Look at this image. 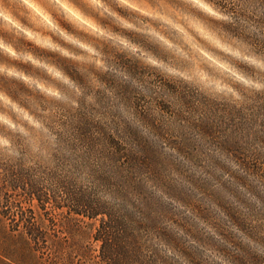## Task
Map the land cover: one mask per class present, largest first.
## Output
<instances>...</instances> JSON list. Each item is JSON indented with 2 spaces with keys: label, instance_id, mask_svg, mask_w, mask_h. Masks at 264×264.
I'll return each mask as SVG.
<instances>
[{
  "label": "clouds",
  "instance_id": "1",
  "mask_svg": "<svg viewBox=\"0 0 264 264\" xmlns=\"http://www.w3.org/2000/svg\"><path fill=\"white\" fill-rule=\"evenodd\" d=\"M13 172L104 209L133 264H264V0H0Z\"/></svg>",
  "mask_w": 264,
  "mask_h": 264
},
{
  "label": "trees",
  "instance_id": "2",
  "mask_svg": "<svg viewBox=\"0 0 264 264\" xmlns=\"http://www.w3.org/2000/svg\"><path fill=\"white\" fill-rule=\"evenodd\" d=\"M118 149L114 155L125 163V167L131 170L134 167L150 168L152 165V150L145 146V156L143 160L128 155ZM152 152V154H151ZM156 157V156H155ZM157 158V157H156ZM152 169V168H151ZM104 182L107 178L101 177ZM0 185V201L8 207H17L20 211H68V213L86 218H98V225L92 233V241L97 244V249L86 245L81 250V257L87 258L91 264H133V257L129 254L128 243L121 236L123 225L118 221L109 220L104 209H100L87 196L80 192L74 191L71 187L66 186L68 203L63 200L54 199L52 193L41 190L33 185L30 179L23 173L13 172L8 177L3 178ZM130 188H138L139 185L133 183L131 176L127 178ZM139 190V189H137ZM13 194H19V201L13 197ZM36 206V208H33ZM45 233L39 229H29L22 232V239L32 246L38 245L44 240ZM94 251V252H93ZM15 263L23 264L21 261H14L10 254H0Z\"/></svg>",
  "mask_w": 264,
  "mask_h": 264
},
{
  "label": "rangeland",
  "instance_id": "3",
  "mask_svg": "<svg viewBox=\"0 0 264 264\" xmlns=\"http://www.w3.org/2000/svg\"><path fill=\"white\" fill-rule=\"evenodd\" d=\"M206 131L214 139L218 138L216 128L209 127ZM182 150H188V145H183ZM152 155L150 168L159 178L162 164ZM2 181L0 178V185ZM137 189L142 191L140 187ZM13 197L16 202L20 200L19 194ZM98 222V218L81 217L68 211H20L0 201V254H10L14 261L23 264H91L81 257V250L86 245L97 249L92 233ZM29 229L41 230L45 233L44 240L36 246L26 243L22 232Z\"/></svg>",
  "mask_w": 264,
  "mask_h": 264
},
{
  "label": "crops",
  "instance_id": "4",
  "mask_svg": "<svg viewBox=\"0 0 264 264\" xmlns=\"http://www.w3.org/2000/svg\"><path fill=\"white\" fill-rule=\"evenodd\" d=\"M0 261H1V264H17L15 262H13V261L5 258V257H1V256H0Z\"/></svg>",
  "mask_w": 264,
  "mask_h": 264
}]
</instances>
